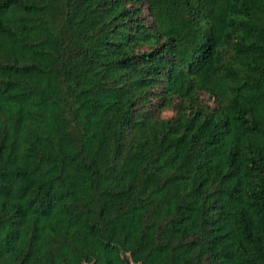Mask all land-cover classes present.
<instances>
[{"label": "trees", "instance_id": "16d2710c", "mask_svg": "<svg viewBox=\"0 0 264 264\" xmlns=\"http://www.w3.org/2000/svg\"><path fill=\"white\" fill-rule=\"evenodd\" d=\"M264 264V0H0V264Z\"/></svg>", "mask_w": 264, "mask_h": 264}, {"label": "water", "instance_id": "95a60500", "mask_svg": "<svg viewBox=\"0 0 264 264\" xmlns=\"http://www.w3.org/2000/svg\"><path fill=\"white\" fill-rule=\"evenodd\" d=\"M124 259L126 261V264H135V263H133L130 255H124Z\"/></svg>", "mask_w": 264, "mask_h": 264}]
</instances>
